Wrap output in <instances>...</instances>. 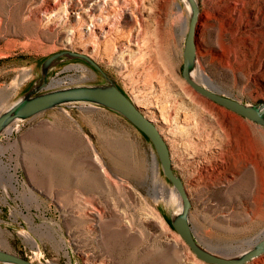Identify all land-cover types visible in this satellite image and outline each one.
<instances>
[{
    "label": "rangeland",
    "instance_id": "obj_1",
    "mask_svg": "<svg viewBox=\"0 0 264 264\" xmlns=\"http://www.w3.org/2000/svg\"><path fill=\"white\" fill-rule=\"evenodd\" d=\"M197 3V69L212 90L264 103V0ZM189 14L186 0H0V112L42 82L51 54L88 55L159 128L196 240L233 257L264 237V127L182 77ZM102 83L87 61L64 56L44 90ZM179 211L150 140L113 110L64 104L0 134V248L34 264H208L172 227ZM244 264H264V253Z\"/></svg>",
    "mask_w": 264,
    "mask_h": 264
},
{
    "label": "water",
    "instance_id": "obj_2",
    "mask_svg": "<svg viewBox=\"0 0 264 264\" xmlns=\"http://www.w3.org/2000/svg\"><path fill=\"white\" fill-rule=\"evenodd\" d=\"M186 2L189 6L190 14L183 47L182 77L200 95L264 127V103L256 105L241 103L201 85L192 77L197 61L195 33L199 5L196 0H186ZM64 56L81 58L87 61L101 72L106 79V83L74 85L44 90V86L47 83L48 70L59 58ZM41 72L42 82L40 84L32 87L7 109L0 112V134L16 120H25L64 104L87 103L113 110L141 131L153 145L162 172L180 199V211L171 216L172 227L198 259L208 264H244L264 253V237L233 257L213 253L196 240L189 219L191 202L183 181L175 174L172 168L170 151L160 130L88 55L68 50L58 51L44 59L41 64ZM0 262L4 264H34L30 260L5 251L2 248H0Z\"/></svg>",
    "mask_w": 264,
    "mask_h": 264
},
{
    "label": "bare ground",
    "instance_id": "obj_3",
    "mask_svg": "<svg viewBox=\"0 0 264 264\" xmlns=\"http://www.w3.org/2000/svg\"><path fill=\"white\" fill-rule=\"evenodd\" d=\"M197 1V0H196ZM97 6H99V5H97ZM178 8H179V10L182 8L181 7V4L180 3H178ZM153 8L151 7V8H149V10H152ZM138 15H139V17H140V19L139 20H137L136 22H138V34L141 32V34L142 33H144L145 31H146V29H147V27H145V25H143L142 24V22H141V12H140V10H138ZM206 14V13H205ZM73 17H75L76 19H79V17H80V15H79V12L78 11H75L74 10V12H73ZM85 15H86V13H85ZM131 19L133 20H135L136 19V17L134 16L133 17V15H131ZM103 21V20H102ZM101 21V22H102ZM107 23V22H106ZM125 23L126 24H128L129 26H130V23L128 22V21H125ZM108 24V23H107ZM87 28H89L88 26H86V29ZM142 42V41H141ZM143 42H144V38H143ZM115 48H116V39L112 36V34L110 33V32H108L106 35H105V40H104V52H106V53H111L113 50H115ZM121 49V48H120ZM123 50H121L120 52H122ZM95 54H97V53H95ZM122 55L120 56V59L122 60ZM70 67V66H69ZM71 67H73V66H71ZM76 67V66H75ZM195 73L200 77V78H203L202 80H200V79H197V77H196V75H195ZM192 77L198 82V83H200L201 85H203V84H205L208 88H210V89H212L211 87H210V84H212V81H211V79L207 76V75H205L204 73H203V71H199L198 69H197V63H196V68H195V70L192 72ZM51 83L52 84H61L62 83V79H54V80H52L51 81ZM204 86V85H203ZM205 86V87H206ZM215 89V88H214ZM213 89V90H214ZM186 90V89H185ZM187 91H189V94L190 93H193L191 90H187ZM196 96H197V94H196ZM190 99V98H189ZM195 101V100H194ZM199 101H200V98H199ZM199 103V102H198ZM159 129V128H158ZM165 140V139H164ZM169 148V147H168ZM23 235V237L26 239V240H28V241H30V242H32V243H35V240H34V238L30 235V234H27V233H24V234H22Z\"/></svg>",
    "mask_w": 264,
    "mask_h": 264
}]
</instances>
